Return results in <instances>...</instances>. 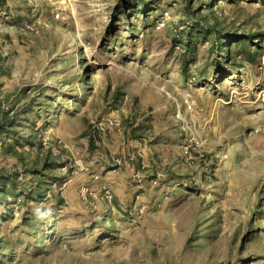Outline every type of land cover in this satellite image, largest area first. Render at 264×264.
<instances>
[{
	"label": "rangeland",
	"instance_id": "374dc122",
	"mask_svg": "<svg viewBox=\"0 0 264 264\" xmlns=\"http://www.w3.org/2000/svg\"><path fill=\"white\" fill-rule=\"evenodd\" d=\"M263 53L264 0H0V264H264Z\"/></svg>",
	"mask_w": 264,
	"mask_h": 264
},
{
	"label": "built area",
	"instance_id": "2783aa9c",
	"mask_svg": "<svg viewBox=\"0 0 264 264\" xmlns=\"http://www.w3.org/2000/svg\"><path fill=\"white\" fill-rule=\"evenodd\" d=\"M262 63H263V65H264V53H263V59H262Z\"/></svg>",
	"mask_w": 264,
	"mask_h": 264
},
{
	"label": "trees",
	"instance_id": "16d2710c",
	"mask_svg": "<svg viewBox=\"0 0 264 264\" xmlns=\"http://www.w3.org/2000/svg\"><path fill=\"white\" fill-rule=\"evenodd\" d=\"M222 40H224V39H222Z\"/></svg>",
	"mask_w": 264,
	"mask_h": 264
}]
</instances>
